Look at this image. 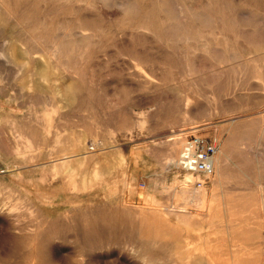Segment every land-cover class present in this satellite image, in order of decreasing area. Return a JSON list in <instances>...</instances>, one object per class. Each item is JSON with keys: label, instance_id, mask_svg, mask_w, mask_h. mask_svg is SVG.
I'll list each match as a JSON object with an SVG mask.
<instances>
[{"label": "rangeland", "instance_id": "1", "mask_svg": "<svg viewBox=\"0 0 264 264\" xmlns=\"http://www.w3.org/2000/svg\"><path fill=\"white\" fill-rule=\"evenodd\" d=\"M0 264H264V0H0Z\"/></svg>", "mask_w": 264, "mask_h": 264}, {"label": "built area", "instance_id": "2", "mask_svg": "<svg viewBox=\"0 0 264 264\" xmlns=\"http://www.w3.org/2000/svg\"><path fill=\"white\" fill-rule=\"evenodd\" d=\"M217 151V143L201 136H188L178 153L177 169L194 178L193 185L201 187L212 175L211 159Z\"/></svg>", "mask_w": 264, "mask_h": 264}, {"label": "bare ground", "instance_id": "3", "mask_svg": "<svg viewBox=\"0 0 264 264\" xmlns=\"http://www.w3.org/2000/svg\"><path fill=\"white\" fill-rule=\"evenodd\" d=\"M217 153H218V150L217 152L213 155L212 159H211V162H212V166H213V170H214V163H215V160H216V157H217ZM221 154V153H220ZM171 160H173V157L171 156ZM218 160V159H217ZM177 164V163H176ZM189 174V173H188ZM191 176L189 177H185V179L183 180L182 184L183 186L184 185H188V182L190 180Z\"/></svg>", "mask_w": 264, "mask_h": 264}, {"label": "crops", "instance_id": "4", "mask_svg": "<svg viewBox=\"0 0 264 264\" xmlns=\"http://www.w3.org/2000/svg\"><path fill=\"white\" fill-rule=\"evenodd\" d=\"M186 191H188V190H186ZM190 198H191V197H190ZM191 201H192V198H191ZM172 209H174V208H172ZM181 209H182V208H178V210H175V211H180V212H181V211H182ZM161 233H162V231H158L157 241L159 240V238L162 239V240H164L165 237L170 236V235H168L167 233H164V235H165V234H166V235L163 237L162 235H160ZM170 237H171V236H170ZM171 240L174 241L175 239H174L173 237H171Z\"/></svg>", "mask_w": 264, "mask_h": 264}]
</instances>
